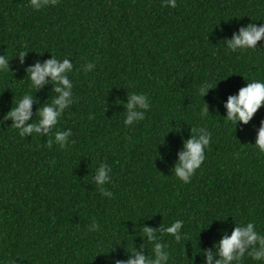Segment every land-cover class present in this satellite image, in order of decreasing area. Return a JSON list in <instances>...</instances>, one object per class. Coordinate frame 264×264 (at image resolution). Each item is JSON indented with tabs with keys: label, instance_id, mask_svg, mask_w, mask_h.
<instances>
[{
	"label": "trees",
	"instance_id": "obj_1",
	"mask_svg": "<svg viewBox=\"0 0 264 264\" xmlns=\"http://www.w3.org/2000/svg\"><path fill=\"white\" fill-rule=\"evenodd\" d=\"M248 23H264V0H176L175 8L164 0H57L38 12L29 0H0V55L10 58V72H0V119L31 91L26 68L54 55L74 69L73 103L48 135L21 138L10 119L0 125V264H110L133 244L147 255L151 245L134 228L175 219L189 239L164 234L169 264H204V250L215 253L233 219L264 234V154L252 145L264 106L236 128L222 106L246 79H264V39L243 52L223 42ZM86 61L94 63L87 73ZM205 80L217 85L203 97L210 113L201 120L195 90ZM52 87L33 93L38 103L25 124L50 102ZM132 92L147 93L151 107L125 127L123 102ZM202 125L212 143L184 184L171 170L183 139ZM67 129L66 148L47 146ZM102 162L112 169L111 199L92 180ZM93 219L97 232L87 228ZM242 264L254 262L246 256Z\"/></svg>",
	"mask_w": 264,
	"mask_h": 264
},
{
	"label": "clouds",
	"instance_id": "obj_2",
	"mask_svg": "<svg viewBox=\"0 0 264 264\" xmlns=\"http://www.w3.org/2000/svg\"><path fill=\"white\" fill-rule=\"evenodd\" d=\"M56 3L57 0H29L30 7L37 12L50 4L55 5ZM164 3L167 7H176V0H164ZM262 39H264V23L259 24V26L254 23H248L239 27L230 39H226L223 42L228 51L243 52L246 50H259L260 48L257 47V44ZM25 53L20 52L16 55L20 58L21 63H23ZM9 60L10 58L7 54L0 55V72H10ZM93 67L94 63L86 61L81 66V70L87 73ZM73 70V63L69 58L57 59L54 55H51L50 59L42 63L36 62L26 68V76L31 91L25 92L15 104H12L10 110L0 119V125H3L4 120L10 119L12 121L11 127L17 130L21 138L32 134H39V136L48 135L53 127L58 124L65 109L73 103V82L69 78V74ZM246 81L245 86L240 87L234 94L227 95L222 105L225 110L223 117L228 122H231L235 128L238 123L247 125L258 109L264 106V79H246ZM48 83L52 84L54 95L50 102L44 103L36 110L35 119L25 124L33 115V104L38 103L33 93L39 91ZM216 85L217 83L215 87ZM215 87H212L209 81L205 80L195 91L204 101L203 97L208 94L210 89ZM121 103L119 100L116 104ZM123 107L125 113L123 124L125 127L139 123L145 119V113L150 110L149 96L144 92H132L128 94L126 102H123ZM213 111H215V105H213ZM208 113H210L209 106L204 101V107L199 110L197 116L204 120ZM173 129V132H180L179 127ZM71 134V129L55 131L53 139L48 141L47 146L51 147L52 144H58L61 149L66 148L70 143L69 137ZM212 136V131L206 125L195 129L191 128L188 138L183 139L182 148L177 152V159L171 170L176 179L184 184L190 182L192 176L206 158V152L210 149V144L212 143ZM163 143L164 140L158 144ZM252 145L259 153L264 154V120L260 121L259 127L256 129L255 142ZM111 173V167L107 163L102 162L96 167L92 176V180L101 196L109 199L112 198L113 193L106 185L112 183ZM233 223L234 227H232L230 234L225 231L221 238L213 244V248L216 250L215 253L204 250V264H242L246 256L250 257L254 264H264V234L258 231L257 226L252 221L234 222L233 219ZM100 227L95 219L87 226L89 232H97ZM134 229L140 233L138 235L141 238L146 237L145 243L151 245L149 253L146 255L137 251L133 244L130 251L125 250L127 253L126 259L111 257L110 264H169L172 256L169 243L163 241L164 234L169 235L175 242L189 239V234L185 231V223L182 219H175L165 227L158 226L153 228L139 225ZM121 241L123 240H119L115 246L120 245ZM140 247L143 248L144 244H141ZM214 256L218 258L214 259ZM11 264H15V261H11Z\"/></svg>",
	"mask_w": 264,
	"mask_h": 264
}]
</instances>
